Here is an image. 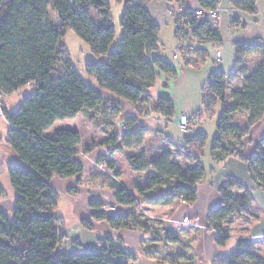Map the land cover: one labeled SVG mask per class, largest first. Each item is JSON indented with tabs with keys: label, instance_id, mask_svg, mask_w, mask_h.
<instances>
[{
	"label": "trees",
	"instance_id": "16d2710c",
	"mask_svg": "<svg viewBox=\"0 0 264 264\" xmlns=\"http://www.w3.org/2000/svg\"><path fill=\"white\" fill-rule=\"evenodd\" d=\"M114 1L124 4L125 10L120 44L110 52L116 30L109 0H54L53 4L50 0H0V99L28 85L34 88V94L26 97L16 110L4 108V117L10 125L7 148L15 160L9 164L8 174L16 197L13 218L0 211V264H133L137 260L111 237L105 238L98 251H58L66 236L57 214L58 194L52 180L74 178L84 172L78 159L82 138L79 132L70 129H59L53 136L47 134L58 121L106 108L110 100L101 91L115 97L111 102L130 103L142 112L141 105L150 97L160 75H166L169 80L177 77L174 65L158 55L161 27L147 9L152 0ZM163 1L172 5L170 11L178 25L181 52L185 42L194 38L222 43L217 22L199 21L194 16L196 9L186 6L189 0ZM198 3L197 9L202 10L220 7V0H198ZM257 3L258 0H232L235 9L250 15L257 14ZM51 9L56 14V22ZM71 31L90 47L95 58L107 57L102 64L93 60L86 64L87 74L95 86L83 80L62 43ZM234 48L237 56L234 72L227 75L216 70L211 74L202 89V108L188 122L212 120L216 106L222 104L224 108L217 119L218 136L211 147L213 160L221 164L232 157L240 159L247 165L254 184L264 192V139L251 157L242 148L244 138L264 118V43L235 42ZM196 54L205 60L204 52ZM249 55H260L263 60L255 73L244 78L242 88L231 91V83L244 76L245 69L240 66ZM147 111L150 109H145L143 115ZM153 111L171 118L175 105L170 98L160 97ZM240 114L247 117L244 128L236 125ZM137 122L138 118L134 117L118 123L126 131L121 135L113 130L102 145L112 147L114 152L121 150V144L127 148L141 146L150 129L133 127ZM207 142L208 136L203 133L185 138L179 148L194 157V165L187 167L176 162L170 151L152 160L146 155L129 156L127 162L134 173L154 172L148 186L139 188L144 194V203L151 206L194 204L199 197L198 185L205 177L201 158ZM104 162L108 169L115 171L113 161L105 159ZM111 187L117 204L132 210L125 215H110L102 202L92 201L93 219L106 221L118 231L147 230L137 216L139 206L134 194L117 182ZM220 198L208 217L210 229L217 233V245L224 247L232 238L229 224L234 217H242L252 208L253 197L250 190L229 178L220 189ZM82 225L92 230L89 222ZM255 245L240 241L230 255L221 257L216 264H264V256L257 254Z\"/></svg>",
	"mask_w": 264,
	"mask_h": 264
},
{
	"label": "crops",
	"instance_id": "0c3cea01",
	"mask_svg": "<svg viewBox=\"0 0 264 264\" xmlns=\"http://www.w3.org/2000/svg\"><path fill=\"white\" fill-rule=\"evenodd\" d=\"M263 2L264 0H258L257 14L253 15V19L261 17V8L264 10ZM186 6L188 8L190 7L193 9H197L199 6L198 0H189ZM171 7L172 5L170 3L163 0H152L147 5V9L149 10L154 22L161 27L159 43L163 33L166 31L167 33L174 34L177 38V49L179 45V38L177 34L178 31H176L178 30V25L170 16ZM220 8L222 9V13L219 21L217 22V27L219 28V30L224 22V14H226L227 12V10H224L221 6ZM235 10L239 14H244L245 16L248 15L245 12L239 11L237 9ZM228 12L230 11L228 10ZM239 19L240 18L237 19L238 22H235L236 19H234L233 21V24L237 26V28H240V26L242 25V22ZM260 20L261 18L256 20L255 28L260 26ZM247 25L248 24L245 23L244 27H246ZM246 30L247 29H245V31ZM239 37L240 38L232 39V41L228 45H225L223 37L222 43L217 44L214 42L196 41L194 43H191V45L193 46L191 47V51H187L185 46L183 53H180L177 58H175L174 55V60L176 62L172 64L177 71V77L175 79L169 80L166 75L161 74L156 86L152 89L151 95L148 98V100H152L156 103L158 98L167 97L170 98L175 105V114L173 117L165 118L163 115H159V117H157L158 122L156 125H158V128H155V130L159 132L163 138H168L170 141H172L171 139L174 135H176V131H179L180 133L182 132L179 127L180 117L187 116L188 118H191L201 110L202 89L210 81L211 74L214 71L222 70L227 75H230L234 72L235 63L237 60L234 48L235 42L264 43V34L261 28H258L254 31L251 30L246 34H240ZM197 51L205 53L206 58L204 61L199 59V55L196 54ZM218 51L222 52V62L219 65H217L215 62L216 53ZM158 55L162 59H164L163 52L161 50ZM91 85H96L94 80L92 81ZM153 92H155V96H153ZM101 93L105 99L110 100L105 108L106 110L112 109L113 111L118 110L120 112L121 107H124V109L129 112L128 118L136 117V115L133 114L134 107L132 104L122 101L121 103H116L114 101L111 102V100H114L115 97L104 91H101ZM33 94V85H28L20 89L15 94L4 98L3 106L7 111H14L22 104L26 97ZM93 111L94 110L89 112ZM220 114L221 112L217 114L216 117H214L212 120L204 121L201 123H198L196 121L191 122L192 124L190 127V132L183 133V135H185V138L187 136H193L199 133H203L208 136V142L204 149V154L201 158V165L205 169V177L203 181L198 185V202L200 203L201 197L203 196L206 201L204 203L207 204L206 208L209 216L210 210L220 203V189L225 184L227 179H236L246 189L250 190L253 197L252 208L245 212L243 216L247 219L249 217L256 216L257 220L255 222H252L248 227V231L246 232L247 237L243 236L239 239L236 237L235 238L239 240V242L246 241L248 243L256 244L264 240V192L254 184L248 171L247 165L240 159L232 157L221 164H216L214 162L211 154V147L212 141L218 136L217 119ZM247 122V117L245 115H238L236 118V125L241 128H244L247 125ZM143 125L146 126L144 123L141 124L140 121H138L133 127H139ZM109 126L111 131H119V129L115 128V124H109ZM153 128L150 127V130ZM51 130L52 128L47 132V134L53 136L54 134H50ZM9 131L10 125L8 121L5 117H0V189L3 192L2 193L0 191V211L6 214L12 213V210L14 208V200L16 197V194L13 193V200L11 202L4 201V199H2L7 192L6 189L12 186L8 174L9 164L15 163V160L11 157L8 150L5 149L7 148ZM165 133H167V135ZM263 139L264 118L256 126H254V128L251 129L250 133L244 138L242 143L243 153L247 157H251L252 155H254L257 151V146ZM177 145L182 146L180 144ZM86 150H88L86 154L78 155V159L83 166L84 172L80 176H77L75 178L58 179L62 184L69 185L68 188H65L67 190V193L69 194L66 204L63 207H60L58 203L59 209L57 214L62 219V232L66 236V239L58 249L59 252L74 253L82 250L98 251L100 250L101 245L106 237L114 238L115 236H117L120 240L121 248L127 253L135 255L137 257V260L134 261V264L205 263L204 255L206 257H208V255L206 254L207 252L203 254L204 243H202V240H204L205 243H210L211 255L210 258H208L209 261H212V264H216V262L221 257H224L220 256L219 254L220 248L216 243L217 233L210 229V224L207 229L208 232L203 234L202 229L197 228L195 225L189 226L190 218L188 216H185L183 220H181L184 221V219H188V225H182L181 222L179 223V226H176L170 221L172 212L178 210L182 205H195V207H193L195 209L192 208L193 211L191 213L196 214V216L198 217L199 213L201 212H199L198 208L196 209L197 204H199L196 203L197 201L195 202L196 204L181 203L179 205H176L175 208H171L170 206L163 207V209L171 210L168 219L169 227L167 229V232L171 235L169 234L170 236L161 239L160 241L155 243V245H146L149 240L146 238L148 234L145 232L142 233L137 229L118 231L112 229L106 221H95L93 219L94 210L90 208V203L92 201L102 202L105 206L110 205V207H108L109 210H105L110 215H125L128 213V208L117 204L114 198V189L111 187L114 182L123 185L121 183L123 175L119 176L118 174L120 173V170H118L117 168L115 169V171H110V169L107 170L108 167L106 168V165L101 167L102 164H104V159L116 163L118 157L117 153L120 151L114 152L112 149L107 152V150L93 145L91 147H88ZM126 168H129V166L126 165ZM128 171H130L133 176H136V174H138L132 172L130 168ZM111 176L112 179H108V177ZM54 178L56 179L59 177ZM106 182H109V186L105 187L104 184H106ZM83 184L90 185L92 191L99 190V192L103 193V196H107L109 194L107 191H109L114 200L112 201V203L108 204L106 203L104 198H102V196H97V198L91 199L87 203L80 202L79 195L83 188ZM11 188L10 190H12ZM257 195H260L259 201H257L256 199ZM256 212L258 213L256 214ZM85 221L89 222L92 225V230H87L83 227L82 222ZM143 223L146 224L145 222ZM127 232H133L139 235L140 238L138 239V241H140L141 244L140 247L137 248V250H141L140 254H138L133 248V245H135L134 243L137 241V237H135L136 235L132 233L129 235V233ZM195 233L199 235L198 237L200 240H198L197 242L199 248L193 247ZM150 240L152 241V239Z\"/></svg>",
	"mask_w": 264,
	"mask_h": 264
},
{
	"label": "rangeland",
	"instance_id": "374dc122",
	"mask_svg": "<svg viewBox=\"0 0 264 264\" xmlns=\"http://www.w3.org/2000/svg\"><path fill=\"white\" fill-rule=\"evenodd\" d=\"M50 2L53 4L54 0H50ZM110 6H111V15L113 17V21H114V25H115V30H116V39L111 47V51H114L115 49H117V47L120 44V40L121 37L123 35V29L121 26L122 23V18H123V14H124V4H117L114 0H109ZM264 4V2H263ZM220 6L224 9L227 10L226 14H224V22L222 27H220V31L222 34V37L224 39V43L225 45H228L232 39L234 38H240V34H246L247 32L251 31V30H256L258 28H261L263 30V34H264V10L261 8L262 13H260V26L255 28L256 25V20L260 19L259 17L257 19H253V15L248 14L247 16H245L244 14H239L238 12H236L235 8H233L232 6V0H220ZM228 10L230 12H228ZM183 11V10H180ZM52 19L54 22H56V14L54 12V10H50ZM170 16L173 18L174 20V15ZM241 20L242 25L240 26V28H237V26H235L233 24L234 19H238ZM181 22V21H180ZM245 23H247L248 25L246 27H244ZM184 29L186 31L187 28L184 26ZM245 29H247L245 31ZM177 31V30H176ZM165 33V34H164ZM163 33L162 38L160 40V50L163 52V56L164 59L169 62V63H174L176 62L174 60V55L177 54V52L175 50L176 49V44H177V38L175 37L174 34H170L167 33L166 31ZM185 42V46L186 48H188V51H191V48L189 47H193L191 45V43H194L196 41H200L199 39L194 38L193 40ZM201 42V41H200ZM62 43L64 45V47L67 49L72 64L74 66V68L78 71V73L82 76L83 80L88 83L91 84L92 83V79L89 77V75L87 74L86 71V64L88 61H96L98 64H102L103 61H105V59L107 57H105L104 59H97L94 57V55L91 52L90 47L83 42L81 39H79L72 31L69 32L64 39L62 40ZM190 49V50H189ZM181 50V49H179ZM187 50V49H186ZM180 53H183V51H179L177 55H179ZM263 60V57L260 55H249L245 58L244 63L240 66V69L244 68L245 69V74L244 76H240L238 77L236 80H234L231 85H230V90L233 91L235 89L238 88H242L244 85V78L251 76L253 73H255V71L259 68L261 62ZM193 61V60H192ZM230 93V92H229ZM153 96H155V92L152 93ZM155 105V102H153L152 100H145L143 102V105H141V109L142 112H139L137 110L134 109L133 114L136 115V117L138 118V121H140L141 124H145L146 126H150V127H154L153 129L150 130V132L147 134V136H145L144 142L141 146H132L131 148H127L125 146H123V144H121L122 148L121 150H119L120 152L117 153V161L115 163V169L117 168L118 170H120L119 176L123 175L122 177V181L121 183L123 184V186H125L131 193L134 194V196L137 199V206H139V211H138V217L139 220L142 222L146 223L147 226V232L144 228H137V230H139L142 233H147L148 235L146 236V238L149 240L146 245H155V243H157L158 241H160L163 238H166L168 236H170L171 234L167 232V229L169 227V223H168V219L170 216V212L171 210H167V209H163V207L165 206H151L147 203H144V201L142 200L144 194L142 195L139 192V188H143L145 189L148 186V181L151 177L154 176V172L153 171H149L146 173H138L136 174V176H133V174H131L129 170V168H126V165L129 166L127 160L129 158V156L132 155H146L149 157V159H156L158 158L163 152L165 151H170L173 154V159L178 162L182 167H187V166H191L194 165V157L189 155L187 153V151H184L183 149L179 148V145H183L184 144V139H185V135H183L184 131H182L181 133L179 131H176V135H174L172 137V142H174L176 144V146H172L171 144H169L168 141H166L165 138H163L159 132H157L155 130V128H158L157 122L158 119L157 117H159V113H156L153 111V107ZM201 108H202V104H201ZM223 105L222 104H218L215 108V111L213 113V117H216L217 114H219L220 112L223 111ZM145 109H150V113L149 114H144L143 115V111H145ZM133 110V109H132ZM129 112H127L124 107H121L120 112L118 110L113 111L112 109H97L94 110L93 112H84L82 113L80 116H78L75 119H68V120H63V121H58L53 127L52 130L50 131V134H55V132L59 129H70V130H76L77 132H79L80 136L83 138V142L82 144L79 146V155L82 154H86L88 152V150H86L88 147L93 146H99L104 150H107V152H109V150L113 149L112 147L108 148L107 146H103V142L106 141L111 133L113 131L110 130V126L109 124H115L116 128L119 129L118 133H120L121 135L125 132V130L120 129V127H118V123H124L125 121H127L128 119V114ZM241 115V114H240ZM242 116V115H241ZM106 119V120H105ZM191 122H188V130L186 131V133L190 132V127H191ZM144 126V125H143ZM149 127V129H150ZM109 128V129H108ZM167 135V133H165ZM94 141H93V140ZM211 143V141H210ZM6 150H8L7 148H5ZM114 151V150H113ZM105 161V159L103 160ZM104 164H102L101 167H103L105 164V162H103ZM107 168V165H106ZM128 169V170H126ZM131 169V168H130ZM108 170V168H107ZM111 171V170H110ZM130 172V173H129ZM133 172V171H132ZM127 173V174H126ZM130 174V175H128ZM108 175V174H106ZM114 177V176H113ZM75 178V177H74ZM58 179L60 178H54L53 181V187L57 190V194H58V203L60 205V207H63L66 202H67V198L69 197V194L67 193V190L65 188H68V184L64 185L62 184ZM108 179H112L111 177H108ZM60 184V185H59ZM104 186H109V182H106V184H104ZM12 186H10L11 188ZM10 188L6 189L7 192L5 193V196L2 198L4 199V201H8L11 202L13 200V193L16 194L14 188L12 187L10 190ZM64 188V189H63ZM0 191L2 192V190L0 189ZM109 194L107 196H103L102 192L98 191H92L90 188V185L87 184H83V188L80 192V202H84L87 203L89 202V200L91 199H95L97 198V196H102V198H104V200L106 201V203L110 204L112 203L113 196L110 194L109 191H107ZM3 193V192H2ZM257 201L260 200V195L256 196ZM199 200H197L196 203ZM204 202L205 199L202 196L201 197V201L199 204H197L196 209L198 208L199 212V216L197 217L196 214H192L191 212L193 211V207H195V205L192 206H184L182 205L178 210L172 212L171 216H170V221L175 224L176 226H179V223H181L183 225V218L185 216H188L190 218V223L189 226H196L197 228L202 229V233L205 234L208 232V226H209V217H208V212H207V204H205ZM195 203V204H196ZM108 207H110V205H107L104 207L105 210H109ZM171 208H175V205L170 206ZM193 208V209H192ZM128 210H132V208H128ZM256 210V209H255ZM129 212V211H128ZM258 212H256L257 214ZM11 218H13L12 213L8 214ZM245 220V221H244ZM256 216H252L249 217L248 219L246 217H234L233 222L231 224H229V229L231 230V235L232 238L228 241V243L226 244V246L224 247H219L220 248V256H228L230 255L237 247V244L239 242V240H237L236 238H242L243 236H246V232L248 231V227L251 225L252 222H255ZM148 223V224H147ZM188 225V224H187ZM129 233V232H127ZM132 234H135L133 232H131ZM129 233V235L131 234ZM170 234V235H169ZM137 237V241L134 243L135 245H133V248L136 250V252L138 254L141 253V250H137V248L140 247V241H138V239L140 238L138 234H135ZM199 235H197L196 233L194 234V243H193V247L194 248H199V246L197 245V242L199 239L198 237ZM236 237V238H235ZM247 237V236H246ZM115 244H117L118 246L121 247L120 245V240L117 236H115L114 238ZM152 239V241L150 240ZM202 243H204V252L203 254H205V252H207L206 254L208 255V257L210 258L211 255V251H210V243H205L204 240H202ZM256 247V252L259 256H264V246L262 244V242H258L255 245ZM206 257L204 255V260L205 263L202 264H212V261H209V258Z\"/></svg>",
	"mask_w": 264,
	"mask_h": 264
},
{
	"label": "built area",
	"instance_id": "2783aa9c",
	"mask_svg": "<svg viewBox=\"0 0 264 264\" xmlns=\"http://www.w3.org/2000/svg\"><path fill=\"white\" fill-rule=\"evenodd\" d=\"M222 13V9L220 7H216L214 9L210 10H202V9H196L194 16L199 20V21H210V22H218L220 19ZM170 14L172 15L171 11ZM180 48L176 50L177 54L180 51ZM177 54H175V58H177ZM215 62L217 65L221 64L222 62V52L218 51L216 53V58ZM150 112L147 111L146 114H149ZM0 117H4V106H3V100L0 99ZM119 126V124H118ZM179 127L182 131L186 132L188 129V117L187 116H181L180 121H179ZM122 129L126 131L125 127L122 125ZM189 222L188 219H184L183 225H187ZM134 264V263H133Z\"/></svg>",
	"mask_w": 264,
	"mask_h": 264
}]
</instances>
